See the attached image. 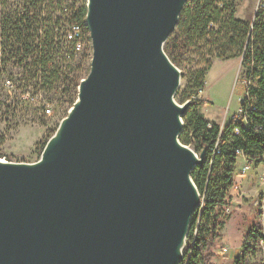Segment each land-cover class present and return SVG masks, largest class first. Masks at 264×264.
<instances>
[{
	"label": "water",
	"instance_id": "95a60500",
	"mask_svg": "<svg viewBox=\"0 0 264 264\" xmlns=\"http://www.w3.org/2000/svg\"><path fill=\"white\" fill-rule=\"evenodd\" d=\"M187 0H86L89 72L34 163L0 162V264H179L204 161L163 45Z\"/></svg>",
	"mask_w": 264,
	"mask_h": 264
},
{
	"label": "trees",
	"instance_id": "16d2710c",
	"mask_svg": "<svg viewBox=\"0 0 264 264\" xmlns=\"http://www.w3.org/2000/svg\"><path fill=\"white\" fill-rule=\"evenodd\" d=\"M236 2L187 0L174 31L163 45L167 57L177 67L192 62L185 58L188 55L197 60L195 68L186 73L185 89L175 94H179V103L191 102L182 115L178 138L195 153L204 152V161L190 174L201 204L192 215L179 264H215L213 247L220 237L226 208L233 204L229 190L236 170V151L242 149L249 160L264 157V11L258 10L249 23L235 17ZM85 17L86 0H76L69 6L65 0H23L19 8H11L1 20L4 58L0 63L13 85L16 82L25 88L32 87L34 93L42 91L49 95L63 76L60 63L72 59L73 41L66 40L68 28L78 25L87 30ZM238 57L242 58V73L251 75L248 92L255 110L247 112L245 121L230 120L221 127L200 114L198 106L208 102L194 99L198 90L204 88L214 59ZM11 68L20 70L13 75ZM64 80L66 100L74 103L80 80L75 75L65 76ZM261 241L264 235L260 227L253 225L233 264H264L258 256Z\"/></svg>",
	"mask_w": 264,
	"mask_h": 264
},
{
	"label": "rangeland",
	"instance_id": "374dc122",
	"mask_svg": "<svg viewBox=\"0 0 264 264\" xmlns=\"http://www.w3.org/2000/svg\"><path fill=\"white\" fill-rule=\"evenodd\" d=\"M65 1L69 6L76 0ZM16 2L21 3L22 0H16ZM258 3L259 0H237L235 17L252 23L256 12L260 10ZM67 47L70 48L71 45H67ZM71 51L73 53L72 59H65L60 63L63 76L56 82L49 95L43 94L42 91L34 93L30 86L27 88V93H24L23 84L14 82L12 87H7L2 84L3 80L2 82L0 80V159L5 162L23 163H34L40 159L42 143H47L49 138L55 133L60 121L67 115L73 104L66 100V96L63 93L66 83L64 77L68 76L70 78L75 75L81 81L89 72L92 50L89 32L84 27L81 28L80 37L76 40L75 48H71ZM185 58L192 60V62L185 63L180 67L176 66L180 72L178 86L180 93L186 87L188 69L191 67L195 68V63L197 62L192 56L188 55ZM241 62V57L226 61L214 59L211 68L206 73L202 93L194 99H203V97L208 99L209 102L205 104L206 106L201 107V113L206 118L214 119L221 127L229 121L230 115L239 108L238 98L243 95L241 76L244 69L241 67ZM18 71L16 68H11L10 70L11 73H14L13 75L17 74ZM28 92L30 95H28ZM46 96L47 98H45ZM178 96L179 94L175 95V102L179 105L183 104L184 102H178ZM41 106H44V108L49 107L51 109L50 114L42 112L39 109ZM185 146L192 149L190 145ZM240 162L241 160H238L237 166L241 165ZM254 172L255 170L249 169L245 179ZM261 188L262 186L258 182L257 185L254 184L253 187L247 189L252 191L243 190L244 200L250 202L255 199L257 197L255 191H261ZM232 205L236 209L238 204L234 203ZM252 207L253 210L254 208L257 209L256 206ZM225 215V218H223L224 222L227 221L229 213L225 212ZM238 215L241 216V221L244 224L238 222L234 217L222 230L229 242L224 240L223 243L227 242L230 248L228 249L226 245L224 246L222 243L220 245L215 242L216 246L213 247L215 256L212 258L215 264H233L234 258L246 241L247 231L253 225L260 227L264 235V220H261L260 213L256 214V212H253L247 222L241 212H238ZM233 239H237V242L235 240L237 245L232 242ZM260 247L258 256H261L264 260V241L263 246L260 245ZM223 248L228 249V252H224Z\"/></svg>",
	"mask_w": 264,
	"mask_h": 264
},
{
	"label": "built area",
	"instance_id": "2783aa9c",
	"mask_svg": "<svg viewBox=\"0 0 264 264\" xmlns=\"http://www.w3.org/2000/svg\"><path fill=\"white\" fill-rule=\"evenodd\" d=\"M21 4L22 2L17 3L16 0H0V32H1L2 18L9 13L11 8H14V9L19 8ZM258 5L260 6L259 9L264 11V0H259ZM84 25L86 27L85 21H84ZM81 28L82 27L78 25H71L68 28V31L66 33V40L73 41V44H72L73 48H75L76 40L80 37ZM1 52H3V47H2V41L0 39V61L4 58ZM8 68L10 69V67ZM8 68L6 67L5 69L7 70ZM18 70L20 69L18 68ZM0 75H1L0 76L1 79L3 80L2 84H4L7 87L13 86L12 79L9 77V73L4 71V67L2 66L1 63H0ZM241 78H242V84H243V93H242L243 95L241 98H238L239 108L236 111H234L230 115V117L228 116L229 121L230 120L238 121V122L245 121L247 112L251 110H255V107L252 105L253 101L251 100L250 93L248 92V86H250L251 84V75L248 74L246 76L242 74ZM23 89H24L23 92L27 93V88L23 87ZM202 90L203 89H199L197 95L201 94ZM28 95H30L29 92H28ZM39 109L43 110L45 114H50L51 112V109L49 107L44 108V106H41V108ZM236 160L237 162L238 160H241L242 162H241V165L239 166H237V162H236V170L234 172L233 180H232L230 190H229L231 201L233 204L234 203L240 204L242 202V200L244 199V191L242 189L243 178L245 177L249 169H253V170L259 169L260 171L259 177H260L262 188H261V191L257 194V197L254 199V205L259 210L261 220H264V157H257L255 160H249L246 158L244 151L242 149H239L236 151ZM230 209L231 207H227L226 212L230 213ZM260 245L263 246V241L260 242ZM223 251L227 252V249L223 248Z\"/></svg>",
	"mask_w": 264,
	"mask_h": 264
},
{
	"label": "crops",
	"instance_id": "0c3cea01",
	"mask_svg": "<svg viewBox=\"0 0 264 264\" xmlns=\"http://www.w3.org/2000/svg\"><path fill=\"white\" fill-rule=\"evenodd\" d=\"M220 61H221V60H220ZM203 99H204L205 101L209 102L208 99H207L206 97H203ZM203 106H206V105H205V104H201V105L198 106V110H199L200 114H201L205 119H207L208 121L216 123V121H215L214 119L206 118V117L201 113V107H203ZM241 162H242V161H241ZM241 162H240V163H241ZM259 174H260L259 169H258V170L256 169L255 172H254L253 174H250L248 177H246V179H245V177H244V179H243V181H242V189L246 191L249 187H253L254 184L257 185L258 182H259V184L261 185V181H260ZM261 186H262V185H261ZM260 190H261V189H260ZM247 191H252V190H247ZM257 191H258V190H257ZM257 191H255V192H256V195L260 192V191H258V192H257ZM251 194H252V193H251ZM233 206H234V205H232V207H231V209H230V213H229V215H228L227 221L224 222L223 227H222V229H221V231H220V237L216 240V243H217V244L222 243L224 246L226 245V247H228V243H229V242L227 241L228 238L225 237L224 234L222 233V230L226 227V224L230 223V222L232 221V218H234V217L238 220V222L242 223L243 221H241V216L238 215V212H241V214L244 215V217L246 218V222L248 221L249 216L253 214V212H256V214H259V210H258V209L254 208V210H253V207H252V206H255V205H254V199H252V201H250V202H246V201L243 199L242 202H241L240 204L237 205V208H236V209H234ZM238 208H239V209H238ZM240 209H241V211H240ZM232 211H233V212H232ZM254 214H255V213H254ZM242 224H244V223H242ZM235 226H237V225H235ZM238 229H239V228H238ZM241 229H242V228H241ZM221 233H222V234H221ZM224 240H226L228 243H227V242H224V243H223ZM235 240H236V242H237V239H233L232 242L235 243ZM222 244H220V245H222ZM235 244L237 245V243H235ZM229 248H230V247H228V249H229ZM228 249H227V250H228ZM237 251H238V249H237ZM227 252H228V251H227ZM237 255H238V254H237Z\"/></svg>",
	"mask_w": 264,
	"mask_h": 264
},
{
	"label": "bare ground",
	"instance_id": "6f19581e",
	"mask_svg": "<svg viewBox=\"0 0 264 264\" xmlns=\"http://www.w3.org/2000/svg\"><path fill=\"white\" fill-rule=\"evenodd\" d=\"M0 162H5L4 160L0 159Z\"/></svg>",
	"mask_w": 264,
	"mask_h": 264
}]
</instances>
